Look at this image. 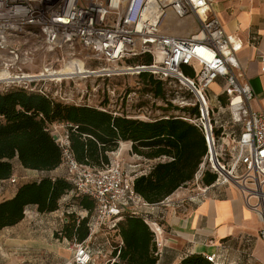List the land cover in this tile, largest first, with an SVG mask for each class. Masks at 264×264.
Instances as JSON below:
<instances>
[{"label":"built area","instance_id":"2783aa9c","mask_svg":"<svg viewBox=\"0 0 264 264\" xmlns=\"http://www.w3.org/2000/svg\"><path fill=\"white\" fill-rule=\"evenodd\" d=\"M212 3L213 0H0V75L7 74L0 76V89L20 88L67 103L73 102L74 94L82 102L85 97L95 98V89L88 91L84 86L77 90L74 86L89 78L107 80L147 73L177 86L193 98L192 103L182 99L184 107L197 106L199 112L197 118L183 115L181 119L199 126L205 136L208 153L197 176L201 178L205 170L216 175L215 182L201 194L211 188H236L262 220L259 237L264 242V109L249 108L254 94L243 81L237 59L240 46L233 45L225 33L212 12ZM193 20L198 24L194 33L173 34L183 28L188 30ZM38 53H48L50 58L37 73L24 72L22 68ZM143 55L151 56L149 65L129 63ZM66 66L73 70L63 73ZM218 81L223 82L222 94L228 100L232 122L242 125L232 147L223 145L227 136L224 132L214 134L217 126L212 123L213 111L207 103L208 90ZM69 128L65 123L53 124L49 132L60 150L64 178L75 194L94 202L89 237L105 228L115 231L124 213L147 219L144 209L149 205L135 195V176L124 170L122 160L109 157L104 170L78 164L70 150ZM41 177L40 174L35 180ZM10 183L15 184L16 179ZM251 199L257 200L253 206ZM148 224L159 249L160 227ZM70 250L67 264H94L84 242H72ZM205 258L220 264L214 256Z\"/></svg>","mask_w":264,"mask_h":264},{"label":"trees","instance_id":"16d2710c","mask_svg":"<svg viewBox=\"0 0 264 264\" xmlns=\"http://www.w3.org/2000/svg\"><path fill=\"white\" fill-rule=\"evenodd\" d=\"M151 61V56L143 55L129 63L149 65ZM138 77L146 92L165 101L164 82L147 73ZM179 111L182 116L144 121L112 113L102 106L69 104L51 95L20 88L0 89V181L12 179L16 163L24 170L39 173L59 168L61 154L50 136L49 126L65 123L70 126L71 153L80 165L104 170L109 165V154L116 152L120 143H130L132 155L158 161L147 174L135 176L132 182L135 195L145 204L158 205L194 180L208 153L202 129L181 119L183 115L197 118V106ZM221 129L216 127L214 134L219 135ZM215 180L216 175L205 170L200 182L208 187ZM73 192L71 184L62 177L42 176L18 185L14 197L0 203V232L19 224L30 207L40 214L58 211L61 199ZM73 201L87 216L79 220L68 214L67 222L53 236L81 244L89 238L88 223L95 206L83 195L73 196ZM148 222L141 216L122 214L115 228L118 243L112 246L106 264H157L159 253ZM179 264L214 263L194 254Z\"/></svg>","mask_w":264,"mask_h":264},{"label":"crops","instance_id":"0c3cea01","mask_svg":"<svg viewBox=\"0 0 264 264\" xmlns=\"http://www.w3.org/2000/svg\"><path fill=\"white\" fill-rule=\"evenodd\" d=\"M212 12L233 45L240 46L237 59L243 81L250 85L254 94L249 108L264 109V62H261L264 57V0H213ZM197 26L193 20L188 30H182L189 35L197 30ZM222 88V81L211 87L217 96L222 93ZM73 99L77 100V95L74 94ZM130 151V143H120L109 157L120 158L124 170L132 176L148 173L158 162L137 157ZM132 164H137L138 168L145 166V169L135 172ZM17 167L20 166L16 163L15 169ZM24 171L33 178L40 174L50 178L65 177L61 166L50 173ZM19 175L16 171L12 178L17 179ZM22 184H11L10 180L0 183V203L13 198L17 186ZM183 188L162 203L144 209L149 222L160 227L157 264H179L183 258L194 254L214 256L220 264H264V242L259 237L262 220L245 204L236 188H211L206 194L192 195L183 193ZM256 203L257 200H250V205ZM20 223L0 232V257L7 260L5 264H27L26 261L31 259L28 252L34 242L28 236L18 234ZM101 232L105 236L115 231L105 228ZM58 255L63 256L60 249Z\"/></svg>","mask_w":264,"mask_h":264},{"label":"rangeland","instance_id":"374dc122","mask_svg":"<svg viewBox=\"0 0 264 264\" xmlns=\"http://www.w3.org/2000/svg\"><path fill=\"white\" fill-rule=\"evenodd\" d=\"M49 59L48 53H38L32 60L22 68L24 72L37 73L41 70L45 59ZM78 69L82 72V67L78 64ZM64 73L71 72L73 68L66 66ZM156 79V78H155ZM157 80V79H156ZM76 89H83L84 86L88 91L95 89L97 95L95 98H86L83 100L69 101V104L87 105L90 102L91 107H103L112 113L118 112L122 115H127L139 120H155L167 116H182L179 111L184 107L181 100L192 103L193 98L189 94L182 93L177 86L164 83L165 101L155 99L153 95L146 92L140 77L129 75L120 77H111L107 80L89 78L82 82H76ZM183 90V89H181ZM95 92H92L94 94ZM90 100V101H88ZM208 106L213 111V122L217 128H222L221 132L226 133L223 145L232 147L233 141L236 140L238 133L242 127L241 123H233L231 112L227 98L220 93L216 95L210 88L207 93ZM177 108L172 109L168 106ZM59 126L60 123H54ZM53 124H51L52 126ZM222 126V127H220ZM224 128V129H223ZM131 165V164H130ZM135 166V172H140L145 169V166ZM18 171L20 175L16 179L17 183H29L35 178L31 174L17 167L14 173ZM197 175L194 180L188 183L182 190L186 194H201L206 187L201 182ZM209 192V191H208ZM73 196H77L75 192L68 195V198L61 199L58 211L50 214H40L35 207H30L26 210L25 217L20 223L18 234L21 237H29L34 242L32 249L28 252L31 258L26 261L27 264H67L71 259V242L64 239L54 238V234L59 232L63 226V219L68 220V214H73L79 220L87 216V212L80 209L77 203L73 201ZM91 218V217H90ZM102 232L89 237L84 244L87 245L92 254L94 264H106L111 258V248L118 243L116 233L110 232L105 236ZM59 249L63 252V256L58 255ZM7 262V260H4ZM0 257V264H5ZM10 261V260H8Z\"/></svg>","mask_w":264,"mask_h":264},{"label":"bare ground","instance_id":"6f19581e","mask_svg":"<svg viewBox=\"0 0 264 264\" xmlns=\"http://www.w3.org/2000/svg\"><path fill=\"white\" fill-rule=\"evenodd\" d=\"M185 31L181 30V31H175L173 32V34L175 35H185ZM64 73V70L62 71ZM61 74V73H60ZM3 75H7L6 73H3ZM3 75H0V76H3Z\"/></svg>","mask_w":264,"mask_h":264}]
</instances>
